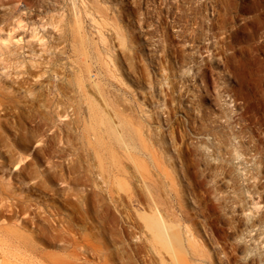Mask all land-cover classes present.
Here are the masks:
<instances>
[{
  "label": "rangeland",
  "instance_id": "rangeland-1",
  "mask_svg": "<svg viewBox=\"0 0 264 264\" xmlns=\"http://www.w3.org/2000/svg\"><path fill=\"white\" fill-rule=\"evenodd\" d=\"M22 1L0 0V220L27 247L0 230V264H123L154 202L198 233L189 264H264V0Z\"/></svg>",
  "mask_w": 264,
  "mask_h": 264
},
{
  "label": "bare ground",
  "instance_id": "bare-ground-1",
  "mask_svg": "<svg viewBox=\"0 0 264 264\" xmlns=\"http://www.w3.org/2000/svg\"><path fill=\"white\" fill-rule=\"evenodd\" d=\"M22 2L23 4H27L29 1L25 0ZM142 32H143L142 33L143 38L145 39L144 48L148 51L150 58L151 57L155 58L154 63L159 64V60H158L159 51L157 50L153 41L149 40V35L148 36L146 35L147 30L146 29L144 30V27L142 29ZM12 152L8 150L10 157L13 155ZM2 155H3L2 151L0 150V156ZM24 161H25L24 156L20 155V160L17 163H22ZM27 166H28V163H24L23 168L25 169ZM0 167L1 169H7V164L5 162H1ZM18 177H20V179H23L22 176H18ZM150 211L155 216V217H150V219H147L148 224L146 225L149 231L151 232V234H149L146 231L145 235L143 236L142 235L135 236V238L138 241L136 240L137 241L135 243L136 247L133 248V250L131 251L129 250L130 256H127V247H124L125 252H124L123 257L125 259H123V264H138V263H134V260H136L139 257L144 258V263L141 262V264H150V263L153 264L152 260L156 256L160 257L157 264H162L165 261V258L170 259V264H189V256L203 255L205 246L203 245L202 241L198 237V233L196 232V230L193 227L189 226V224L188 225L184 224L185 223L184 217H187L186 215L181 213L182 216H179V215L177 216L176 214H178L179 212L178 213L173 212L168 207L163 209L156 202L152 203L150 207ZM12 212L16 213L15 211H12ZM16 216L14 214L10 216V219L4 218V220H0L2 221L0 222V230L5 234L7 239L9 238L11 240L12 243L10 246H16L18 248H26L27 244H25L24 237L22 236L21 231L25 228L27 219L26 218L21 219L19 218V216H17L16 218ZM85 238L87 237L83 235L82 237H74L72 240L75 245L76 244L79 245V243L81 242L87 243L88 238L87 239ZM115 240L117 239L115 238ZM31 249H35V247H31ZM6 253L7 255L9 254L12 255L9 250ZM143 253H146L147 255L145 254L146 256H144L142 255ZM114 255H115L114 252H109L108 258L105 264H113L114 259H115ZM18 260H21V259H18ZM23 261L24 260L22 259L21 262ZM65 262L66 261L60 262L58 259H55L52 264H73L71 261L66 262V263ZM6 264H10V262L7 261Z\"/></svg>",
  "mask_w": 264,
  "mask_h": 264
}]
</instances>
